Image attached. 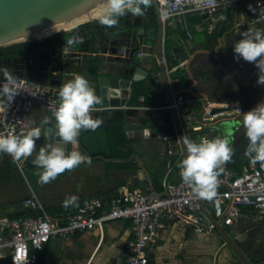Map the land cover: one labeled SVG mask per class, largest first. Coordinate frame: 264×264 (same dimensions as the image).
<instances>
[{"label":"crops","instance_id":"0c3cea01","mask_svg":"<svg viewBox=\"0 0 264 264\" xmlns=\"http://www.w3.org/2000/svg\"><path fill=\"white\" fill-rule=\"evenodd\" d=\"M223 1L211 14L202 11L163 18L165 52L166 45L169 44L171 53L166 57L171 87L175 99L182 96L184 100L181 108L182 125L186 123L195 125L197 121L202 123L207 100L214 104H212L213 108H229V111L219 114L221 116L219 118L228 115L232 117L231 121L241 116L236 111L237 108L239 109L238 106L249 109L264 100V84L257 83L258 69L254 63L243 59L235 60L232 49V45L241 38L240 34L243 31L264 28V20L257 18L247 2L235 4L229 3L228 0ZM99 26H101L99 19L90 20L72 30H62L43 40L0 46V56L7 57L11 53L17 57L25 50L28 54H35L41 48L45 49L44 52H47L48 48L49 51H54L59 49L61 44L65 46L66 40L72 39L76 47L84 41V45H88L93 57L97 55L106 67L109 66L110 61L121 60L120 62L124 63L130 55L121 54L120 47H124L122 44H118V50L115 51L112 45L106 44L107 41H104L106 45L98 43ZM103 33L108 40L116 36L115 33L107 31ZM114 43L117 45V42ZM23 44L26 45L22 46ZM134 50L131 48L130 52ZM134 56L138 62H144L143 66L149 69L150 64L147 61L151 62L152 56L148 48L140 49ZM144 81L147 83L146 88L151 86V82ZM139 82L131 88V97L127 106H139L141 111L150 109L149 127L153 128L154 119H157L159 121L157 126L164 129L166 124L169 135L163 136L153 128L157 134L155 138L130 142L123 131L127 144L119 150H113L110 143V137L114 133L113 126L123 127V121L119 120L120 116H107L100 127L95 131H89L85 136V145L91 157L90 164L82 163L74 169L61 173L48 183L41 184L37 168L24 165L20 169L14 162L22 174L25 168H29L30 174L37 178L39 192L35 191L30 179L24 174L31 185V188L28 187V192L31 194L27 197L35 194L45 210H61L60 214L52 215L59 218L63 214L75 212L85 199L116 197L124 185L140 188L152 186L156 192L164 193L165 183L177 182L181 179L179 161L182 158V150L178 138L169 140L170 137H177V131L172 114L168 112L167 97L164 102L147 104L145 94L139 95L136 91ZM154 87L156 92L166 96L164 88L159 83L154 82ZM33 117L36 120L40 119V112L35 110ZM204 124L207 125L206 131H213L210 134L211 138L229 135L227 127L223 131L221 126L217 125L219 121ZM217 131L220 134H217ZM236 137L239 142L248 145L245 135L238 134ZM229 141L232 147V141L230 139ZM233 153L243 161L242 165L250 160L249 157L243 159L240 156L242 154H236L234 150ZM113 154H119V157L116 158L112 156ZM7 160L13 162L11 158ZM69 195L77 196L78 203L76 206L65 208L62 201ZM24 210L23 204L17 209L8 206L0 215L11 216ZM239 222H242L239 227H228L230 231L228 229L226 231L242 251L246 248L244 240L246 239L247 242L249 237L260 245L264 243V239L258 238V235L264 233V228L256 226L253 215H244ZM131 238V221H110L66 240L51 241L38 254L35 264H127L128 241ZM246 252L249 253L248 249ZM148 255L152 264H242L224 241L214 234L198 233L191 224L182 220L167 223L165 228L157 231L155 240L148 249ZM251 262L254 264L253 261Z\"/></svg>","mask_w":264,"mask_h":264},{"label":"built area","instance_id":"2783aa9c","mask_svg":"<svg viewBox=\"0 0 264 264\" xmlns=\"http://www.w3.org/2000/svg\"><path fill=\"white\" fill-rule=\"evenodd\" d=\"M163 18L183 13H213L223 0H158ZM229 3L247 2L259 20H264V0H228ZM72 40V39H71ZM65 41V46H67ZM73 41V40H72ZM74 43V41H73ZM72 43V44H73ZM71 44V45H72ZM19 93L8 109H0V132H20L35 126L31 117L34 103L53 113L59 98L50 92V86L22 77ZM3 77H0L2 80ZM177 109L184 103L176 100ZM213 103L207 100L203 122L183 124L184 137L197 142L201 137L211 138L206 122L220 121L219 114L211 115ZM240 112L242 108L238 106ZM253 108V107H252ZM246 109L249 111L250 109ZM223 118V117H222ZM192 120V119H191ZM20 169L25 163L17 164ZM217 196L212 200L197 199L190 187L180 179L165 183L164 193L152 188L124 185L112 198H88L72 213L52 217L35 194L22 202L24 208L38 211V216L11 217L0 215V264H35L38 254L53 240H66L78 233L94 230L98 225L114 221H131L132 238L128 241L127 264H152L148 249L157 231L167 223L184 221L198 233L213 234L216 230L209 215L223 228H237L244 215H253L256 226L264 228V166L260 162H245L239 170L227 162L217 167ZM246 211V212H245Z\"/></svg>","mask_w":264,"mask_h":264},{"label":"water","instance_id":"95a60500","mask_svg":"<svg viewBox=\"0 0 264 264\" xmlns=\"http://www.w3.org/2000/svg\"><path fill=\"white\" fill-rule=\"evenodd\" d=\"M152 5L154 10L149 12L150 10L147 9L145 12L148 17L146 22L141 17H138L134 22L131 19L124 22L120 18L113 25H105V31L116 34L115 37L113 36L114 39L112 37L108 40L103 33L105 31L98 30L97 39L100 45L110 44L115 51L118 50V44L124 46L120 47L121 54L130 55L124 63L120 62L121 60H116V62L110 61L109 66H104L103 61H100L97 55L93 57L88 45L85 46L82 41L78 47L74 43L67 46L61 44L60 48L54 51H49L48 48L47 52H44L45 49L41 48L35 54H28L25 50L17 57L10 53L9 57L0 56V65L8 68L15 76L50 86V92L55 97H58L57 92L60 85L75 75L84 76L90 81L95 93L101 97L102 101L100 105L95 106L96 110L93 115L102 117L103 123L107 116H120L119 120L123 121V131L130 142L146 141L157 136L154 129L149 127L151 110L141 111L139 106H127L131 97V88L135 86L136 82L144 80L159 83L165 90L168 112L172 114L177 131V137H170L169 140L179 139L182 150L181 157H183L184 145L181 139L184 137L183 112L182 109L178 110L176 107V99L171 87L164 47L165 25L158 0H152ZM101 7H103V0H0V46H6L11 41L59 26ZM150 15L153 17L156 15L155 23L154 20L151 21ZM153 24L157 27H153ZM87 27L90 28V26ZM104 41H107L106 44ZM114 42H117V45ZM145 47L148 48L149 54L152 56L151 62L147 61L150 64L149 69L143 66L144 62H138L134 56ZM131 48L135 50L130 52ZM0 77L3 75L0 74ZM256 104L252 107H255ZM35 110L40 112V119H34L33 112ZM229 110V108L215 107L212 109L211 115ZM244 112L247 111L242 107V113ZM31 117L35 126L40 125L47 118L49 123L44 124L43 129H47L51 133L54 124L51 112L34 103ZM88 133L89 131L80 133L78 144L71 146L73 150H79L89 155L85 145V136ZM38 143L41 145L44 143L43 135ZM133 157L135 156L133 155ZM136 158L139 159L138 156ZM30 159L25 162V166L36 168L31 164ZM144 171L149 177L145 168ZM209 217L216 228L213 234L234 251L242 264H253L226 229L210 215Z\"/></svg>","mask_w":264,"mask_h":264},{"label":"clouds","instance_id":"9594fccd","mask_svg":"<svg viewBox=\"0 0 264 264\" xmlns=\"http://www.w3.org/2000/svg\"><path fill=\"white\" fill-rule=\"evenodd\" d=\"M152 0H103V11L99 23L113 25L123 15L143 16L151 6ZM250 10L255 11L251 8ZM241 38L233 45L234 59L254 63L258 69V84H264V28L245 30ZM73 43L67 41L68 45ZM0 109H8L20 92L17 76L8 68L0 65ZM59 103L52 117L54 124L51 133L43 129L49 123L45 118L40 125L28 130L0 132V153L8 154L13 162L23 164L29 161L38 169V179L46 184L61 173L74 169L82 163H91V157L71 146L78 144L82 131H95L103 123V118L94 116L95 106L101 104L90 81L81 75H75L59 86ZM241 115V124L248 139L245 155L252 163L260 162L264 166V100ZM222 113V112H221ZM219 114V113H217ZM44 143H38L41 136ZM184 155L179 161V175L191 189L197 199L212 200L217 196V167L230 160L233 148L228 136L213 138L201 137L199 141L182 137ZM78 197L69 195L62 201L67 208L76 206Z\"/></svg>","mask_w":264,"mask_h":264},{"label":"rangeland","instance_id":"374dc122","mask_svg":"<svg viewBox=\"0 0 264 264\" xmlns=\"http://www.w3.org/2000/svg\"><path fill=\"white\" fill-rule=\"evenodd\" d=\"M98 16H95V17H98ZM95 17H92L91 19H95ZM12 45H15V44H12ZM231 118L232 117H228L227 115L226 117L221 118L220 119L221 122L219 121V124L217 125L221 126L223 131L225 130V127H227V131L229 133L228 137L232 141L233 150L236 152V154L241 153L242 155L240 156L243 159H246L248 157L245 155L247 144L244 142H239L238 137H236V135L238 134H242L243 136L245 135L243 126L241 124V116L236 117L233 121H231ZM217 134H220V132L217 131ZM231 138H234V139L232 140ZM7 158H11V157L8 154L0 153V172L2 169H5L6 172L10 170L8 169V167H6L7 165H10L11 163L9 160H7ZM16 171H18L19 175H17L16 173H13ZM10 173L11 174L13 173V174L12 175L10 174L9 180L6 179L7 177L6 175L2 176V174L0 173V213H4L6 207L8 208V206L9 207L12 206L13 209L20 208V206L22 205V202H21L22 199H24L29 194H31V192H28L29 188H31V185L26 179V177L24 176V174L27 175L28 178L30 179L32 186L35 187V191L39 192L38 185L36 184L37 178H35L34 176H32V174H30L29 168H25L24 174H22L20 169H15L14 171ZM20 173L23 175V178L25 181H23V178H21L22 175H20ZM227 229L228 231H230L228 227H226V230ZM258 238L264 239V233L258 235ZM247 239L249 240H247L246 242V239H245L244 242L246 243V248L248 249L249 253L246 252L247 251L246 248H243L242 246L241 247L243 248V251L245 252V254L248 256L249 260L253 261L254 264L256 263L264 264V243H262L263 245L261 244L262 246L260 247L259 246L260 243L253 241L252 238L249 237ZM253 259L256 260L257 262L255 263Z\"/></svg>","mask_w":264,"mask_h":264},{"label":"trees","instance_id":"16d2710c","mask_svg":"<svg viewBox=\"0 0 264 264\" xmlns=\"http://www.w3.org/2000/svg\"><path fill=\"white\" fill-rule=\"evenodd\" d=\"M25 45L26 44H23L22 46H25ZM165 53H166V57H169L171 55L169 44L166 45V52ZM146 86H147L146 81L139 82L137 84L136 91L138 92L139 95H141V93L143 95L145 94L147 104H152L153 102H164L166 100V96L164 94L155 91L154 83H152L151 86L148 88H146ZM157 122H159V121L157 119H154L153 128L158 133H161V135L168 136L169 133L167 132L168 127L166 126V124L164 125V129H162V128L157 126V125H159V124H157ZM166 122H168V121H166ZM112 132H114V133H112L111 137L109 136L110 137V143H112L111 144L112 149L113 150H117V149L119 150L120 147L127 144V140L123 134V127H121L120 125L113 126ZM112 156L118 158L119 154H113ZM242 162L243 161L237 155H235L233 153L230 160L228 161V165L231 168L239 170L241 168ZM6 167H8V169H10V170L8 172H6L5 169H2L0 173L2 174V176L6 175L7 176L6 179L8 180L9 176L11 174L10 172H12L18 168L14 162L10 163V165H7ZM13 173H16L17 175H19L18 171L13 172ZM46 210L51 216L52 215H58L61 212V210H49V209H46ZM38 215H39L38 211H33V210L28 209V208H25V210L23 212L12 214L11 217H19V216L31 217V216H38Z\"/></svg>","mask_w":264,"mask_h":264},{"label":"bare ground","instance_id":"6f19581e","mask_svg":"<svg viewBox=\"0 0 264 264\" xmlns=\"http://www.w3.org/2000/svg\"><path fill=\"white\" fill-rule=\"evenodd\" d=\"M103 11V7H101L100 9H97L93 12H90L88 14H85L81 17H78L76 19H73L69 22H66L64 24H61L59 26H56V27H53V28H50V29H47V30H44V31H41V32H38V33H35V34H32V35H29V36H26V37H23V38H20V39H17V40H14V41H11L10 43H8L7 45H11L13 43H21V42H26V41H29V40H43L51 35H54L55 33H58L62 30H72L74 29L75 27H77L80 23L82 22H86V21H90V20H94V19H91L92 17H95V16H98V15H101ZM98 17H95V19H98ZM90 19V20H88ZM224 115V114H223Z\"/></svg>","mask_w":264,"mask_h":264},{"label":"flooded vegetation","instance_id":"af4514ba","mask_svg":"<svg viewBox=\"0 0 264 264\" xmlns=\"http://www.w3.org/2000/svg\"><path fill=\"white\" fill-rule=\"evenodd\" d=\"M150 10V11H149ZM154 10V7H153V5L151 4V6L148 8V11L149 12H151V11H153ZM126 16V17H125ZM139 17H141V18H144V19H146V21H148V17H147V14L145 13L143 16H139ZM150 17V19H151V21H153L154 20V23L156 22L155 20V17H156V15L153 17V16H149ZM120 18H122L121 20H123L124 22L127 20V19H131L132 20V22H134L136 19H138V17H133V16H131V15H123V16H120V17H118L117 19H120ZM95 20V19H94ZM145 21V22H146ZM101 27V28H100ZM154 27H157L156 25L154 26ZM97 29H104L105 30V25H103V24H101V26H99ZM9 56H11V55H8L7 57H9ZM263 245V244H262ZM262 245H260V247L262 246Z\"/></svg>","mask_w":264,"mask_h":264}]
</instances>
